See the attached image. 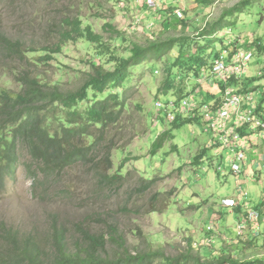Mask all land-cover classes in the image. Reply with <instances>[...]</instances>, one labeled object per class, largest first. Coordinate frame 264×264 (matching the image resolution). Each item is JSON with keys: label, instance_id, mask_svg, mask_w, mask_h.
<instances>
[{"label": "rangeland", "instance_id": "374dc122", "mask_svg": "<svg viewBox=\"0 0 264 264\" xmlns=\"http://www.w3.org/2000/svg\"><path fill=\"white\" fill-rule=\"evenodd\" d=\"M185 6V18L180 22L183 30L175 26V21H171L172 29H166L165 22L171 19L173 10L169 6L162 22L148 31L131 29L128 0H0V36L25 45L31 63L28 69L39 81L66 91L78 89L93 64L113 70L118 60L129 58L134 44L145 47L154 41L189 37L195 44L184 48L188 50L184 59L192 55L210 59L226 48L223 33L202 37L201 31L234 7L237 11L223 20L222 27L232 28L240 37L250 35L264 48V0H185ZM66 19H78L81 29L89 27L101 36V43L68 41L57 54L43 51L58 43ZM178 54L179 47H175L160 61L133 67L130 78L116 90L126 100L121 121L109 133L116 148L112 151V168L106 173L114 178V185L103 186L93 168L82 165L49 181L40 176L34 185L24 167L31 161L23 152L14 174L0 182V230L5 226L22 238L30 237L48 253H52L54 227L65 231L66 246L72 251L80 243L81 228L106 238L116 231L133 254L159 250L178 256L191 246L202 260L224 257L235 263L264 264L260 259L264 247L248 236L238 240L239 215L226 206L239 189L253 200L262 190L261 184L240 176L218 175L210 164L211 152L206 148L209 134L202 126L189 124L174 129L163 117H156V100L181 98L193 90L209 88L198 90L193 77L186 81L176 78L174 87L164 93L163 83L170 69L178 72L172 69ZM256 55L264 57V51ZM6 56L0 50V95L15 96L20 86L14 74L21 65ZM262 62L256 58L251 67ZM252 78L247 76L246 83L243 80L238 85L246 88L257 82L253 100L264 105V74ZM223 167L227 169L226 164ZM152 179L157 181L150 190L136 192L144 181ZM209 226L221 235L215 236L210 247H199L204 238L213 235L205 234ZM1 237L0 232V243ZM119 252L112 242L105 244L104 254Z\"/></svg>", "mask_w": 264, "mask_h": 264}, {"label": "trees", "instance_id": "16d2710c", "mask_svg": "<svg viewBox=\"0 0 264 264\" xmlns=\"http://www.w3.org/2000/svg\"><path fill=\"white\" fill-rule=\"evenodd\" d=\"M237 9L234 7L226 11L210 28L202 30V37L215 35L223 28V20ZM63 24L65 28L58 33V43L43 51L57 54L68 41L101 43V36L95 35L89 27L81 29L78 19H66ZM193 41L189 37H178L154 41L145 47L134 44L129 58L118 60L113 70L93 64L81 86L66 91L39 81L28 69L31 63L25 55L28 51L25 45L0 36V50L6 53L7 59L21 65V69L14 74L20 91L15 96L0 95V182L14 174L24 152L31 161L24 167L34 185H37L40 176L49 181L76 165L93 168L103 186L114 185V178L106 173L112 168V151L116 148L109 133L121 121L126 100L124 94L119 95L116 90L121 89L130 78L133 67L160 61L175 47H179V54L172 63V69L178 72L173 73L170 69L171 73L163 83L164 93L168 94L174 87L176 78L186 81L196 77L217 53L209 60L203 55L184 59L188 53L184 48L189 49L191 44H195ZM256 47L258 52L264 51L259 42ZM181 91L179 88V93ZM194 121L177 119L171 124L174 129H180L194 124ZM156 181H144L136 192L145 193ZM78 230L80 243L72 251L66 246L65 231L54 227L52 253H48L35 240L22 238L3 226L0 230V264H155L158 261L163 264H237L224 257L213 261L202 260L191 246L178 256H168L159 250L133 254L125 248L123 237L116 231H111L110 237L106 238L102 234H90L81 228ZM107 242H112L120 252L113 256L104 254Z\"/></svg>", "mask_w": 264, "mask_h": 264}, {"label": "built area", "instance_id": "2783aa9c", "mask_svg": "<svg viewBox=\"0 0 264 264\" xmlns=\"http://www.w3.org/2000/svg\"><path fill=\"white\" fill-rule=\"evenodd\" d=\"M128 2L132 30H152L154 23L145 22L144 17L151 15L155 21L171 8L168 0ZM172 9L171 19L165 22L166 29L169 30L173 23L171 21H175V26L183 30L180 22L185 18V0H173ZM220 31L226 48L192 78L198 90L203 86L209 87L207 91L201 90L206 93L193 90L181 98L158 99L154 103V110L156 117L160 115L170 124L177 119H188L196 120L194 124L203 127L204 132L209 134L206 148L211 152L210 164L218 175L240 176L252 184H261L262 190L253 200L248 198L246 191L239 189L226 206L239 215L240 221L236 228L238 240H245L248 236L264 247V105H258L253 100L254 91L259 87L254 81L253 85H245L246 88L238 85L247 76L254 79L264 74V57H257V42L250 35L240 37L235 35L232 28L226 27L214 36L217 37ZM256 58L263 59L262 64L251 67ZM223 164L227 165L226 170ZM210 233L213 235L204 238L199 247H210L215 236L221 235L217 229L209 226L205 234ZM260 259L264 261V254Z\"/></svg>", "mask_w": 264, "mask_h": 264}, {"label": "crops", "instance_id": "0c3cea01", "mask_svg": "<svg viewBox=\"0 0 264 264\" xmlns=\"http://www.w3.org/2000/svg\"><path fill=\"white\" fill-rule=\"evenodd\" d=\"M168 6H171V7L173 6V0H168ZM166 13H168V12H166ZM164 15H165L164 13L161 14L160 15L161 17L158 20H155V21L152 19V16L151 15H147V16L144 17V20H145V22H152V23H154V27H155V23L156 22H162V19H163V16ZM256 84H257V82H256Z\"/></svg>", "mask_w": 264, "mask_h": 264}]
</instances>
